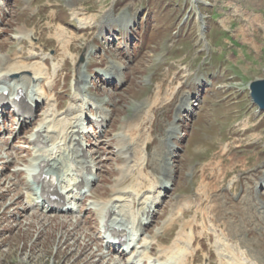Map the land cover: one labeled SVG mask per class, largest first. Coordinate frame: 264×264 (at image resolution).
<instances>
[{
    "label": "rangeland",
    "instance_id": "374dc122",
    "mask_svg": "<svg viewBox=\"0 0 264 264\" xmlns=\"http://www.w3.org/2000/svg\"><path fill=\"white\" fill-rule=\"evenodd\" d=\"M24 1L8 0V6L4 2L1 5L0 16L10 5L11 14L5 18V30L0 31V60L7 55L2 59L16 56L22 59L18 51L25 55L29 51L35 53V58L26 56L30 64L24 61L25 64L38 63L47 72L45 78L41 76L42 80L34 83V92L46 87L48 96L44 97L48 99L43 97L42 102L48 104L50 101L54 114H58L59 119H68L65 122L71 115L80 117L82 110L78 108L92 115L98 101L111 109L106 121L108 127H103L98 135L93 128L87 127L94 137L92 149L98 145L111 146L109 150L99 149L103 160L99 172L104 181L96 188V194L103 190L109 194L115 187L145 188L151 175L158 172L157 166L149 161L145 167L133 168L126 179L116 181L122 174L125 160H129L128 151H123L126 159L125 155L118 160L114 156L116 136L120 147L126 137L134 138L140 131L148 140L141 150L148 155L160 143L167 125L181 127L172 138L171 149H175L171 164L173 185L162 189L168 194L164 199L160 196L155 210L163 202L165 208L162 210L160 205L158 209L163 214L159 217L155 216L156 211L152 213L151 220L155 216L157 222L150 225V232L169 219L174 204L177 208L173 216L181 215L182 209L184 215L178 217L172 229L188 222L191 258L195 257L194 242L197 247L201 244L197 251L199 261L209 256L213 264L219 257L238 264H261L260 259L264 260V212L260 208L264 204V112L252 102L247 82L264 76V0ZM122 18L130 21L129 24L120 21ZM2 23L0 20V25ZM26 23L29 29L35 24L34 32L27 39L38 42L33 49L37 53L26 39L24 47L18 50L22 42L14 36ZM59 32L66 37L72 36L70 50H65L56 37ZM86 46L89 47L87 53ZM81 52L87 54L89 62L82 64L88 78L86 86L82 85V96L94 100L90 108V104L84 108L83 97L72 99L76 91L73 88L74 65ZM39 56L48 57L46 63L42 59L34 60ZM110 60L119 66L121 72L117 75L122 74L121 81L103 73ZM8 86L10 92L12 86ZM184 93L191 100L190 108L178 112ZM147 98L154 102L148 113L150 119L146 122L142 116L135 120L139 103ZM60 99L65 105L62 110L55 108ZM39 103L36 116L52 112L49 108L44 110ZM71 105L73 114L64 117L62 111ZM134 121H138L136 125L130 124ZM128 126L132 129L128 130ZM97 159L100 163L99 156ZM3 178L0 177V182ZM142 184L144 187H140ZM5 186L7 183L0 188ZM93 186L87 190H92ZM134 190L123 195L126 197L124 203H129L127 199H136L138 195ZM106 192L103 195H107ZM15 195L19 197L20 191ZM9 200V196L0 199V204ZM139 205L133 201L131 210L128 207L130 211L125 214L134 212ZM88 213L95 216L94 210L88 209ZM131 216L134 218L136 214L131 213ZM46 220L37 214H28L3 224V228L13 230L0 247V264H72L77 257L80 262L83 256L95 255L89 251L88 244L80 251L75 243V246H64L60 229L64 231L66 227L49 225ZM28 221H31L30 226ZM227 222L239 227L234 235ZM40 223L45 226L42 230ZM170 231H161V237L164 233L167 238ZM207 263L208 260L200 264Z\"/></svg>",
    "mask_w": 264,
    "mask_h": 264
},
{
    "label": "bare ground",
    "instance_id": "6f19581e",
    "mask_svg": "<svg viewBox=\"0 0 264 264\" xmlns=\"http://www.w3.org/2000/svg\"><path fill=\"white\" fill-rule=\"evenodd\" d=\"M26 1L29 2L31 0H26ZM73 11H74V14L76 15L77 11L75 9H73ZM120 21H122L126 25H128L130 22V21H127L123 18ZM26 31H31V30L30 29L29 30H27V29L22 30L21 29V32L18 35H22L21 38H24L26 36V34L28 35V32H26ZM56 37L58 39H60L61 44L63 43V45L66 48L65 50H67V48L70 50L69 44L71 42L72 36L66 37V35L63 32H59ZM30 45H31V47H33L32 49H35V47H34V45H36L35 42H31ZM88 49H89V47H87V50ZM28 57L35 58V57H37V55L30 51V53L28 54ZM79 62H78V65L76 67V70L74 73V79H73V83H74L75 90H76L73 93V97H72L73 100H79L82 97V93L84 90V88H82V85H83V87H84V85L86 86L87 81H88L87 76L85 77L84 70H82V64L84 63V65H87L88 60L85 57V59L82 62H80V63ZM119 70L120 69H119V66L117 65V63L115 61L110 60L109 63L105 66L103 73L110 78H115L116 80L121 81L122 75L118 76L119 75L118 72H120ZM18 72L21 74L18 77L13 78L12 82L8 83V85L12 86L11 87L12 90L9 92V96L16 97L18 95H21L23 90H25L26 92L27 91L31 92L29 98L32 102H36V110H37V106L40 104L39 102H41L39 100H42L43 97L46 95L47 89L46 90L43 89L42 91H40V92L37 91L38 93L37 92L35 93L33 81L35 79H37V81H39L41 76L44 77V75L47 71H44L43 68L38 63H37V66L36 65L29 66V65L25 64V62L21 58H19V56H16L12 59H9V58L1 59L0 60V90L6 89L5 85H7V83H5V81L2 82L1 80L10 78L12 73H18ZM8 85H7V87L9 89ZM184 94H185L184 99H182V102H180V104L177 107L178 112L183 110V109L188 108V106L191 103L189 96L186 93H184ZM83 98L85 101L84 104L86 106L84 108H87L89 106V104L90 105L94 104L93 103L94 100L87 97L86 95H83ZM47 99H48V97H47ZM98 102H99V105L95 104L97 108L94 112L93 117H94V121H96L98 123V126H101V124H102L101 122H103L108 117L109 112H108L107 107H104V108L100 107V104L102 101H98ZM153 104H154V102L152 103L149 100V98L142 100L138 105V116L136 117L138 119H135V120L142 119L141 117L143 116V118L147 122V120L149 118L148 113L151 110ZM72 106L73 105L69 106V108L64 110V113L67 116L73 113ZM28 108H30V106ZM79 109L82 110L80 117H74L72 115V117H71V119H73L72 121L69 118L68 122H65V121L56 122V123L54 122L53 125L51 124V119L47 120L48 116L53 115L52 114L53 110H52V112H49V113L47 112V114L45 116V118L46 117L47 118L44 119L35 128V131L31 137L35 138L36 141H38V142H47L49 140V137H51V135H52V134H50V132L59 131V128L61 130V128L63 126V127H65L64 141L67 142L68 144H70V143L73 144V142L77 143V141H78L77 138L79 137V135L82 136L83 132L81 131L80 128H78V122H75V121H79V119H82L83 117H85L87 115V113L84 109H81V108H79ZM36 110L32 111V109L31 110L28 109V113L30 115L35 114ZM130 122H133V121H130ZM137 122L138 121H134V123H130V124L136 125ZM130 126H132V125H130ZM125 128H124V131H125ZM130 128L132 129V127L128 126V130H130ZM177 129L178 128L173 127V125H171V124L167 125V127L163 131V135L160 138V143L156 147H154V149L152 151H150V153L148 155L146 154L147 152L143 153V151L141 150L143 144H148V140L142 137V135L140 134V131H138V133L136 135H134L135 136L134 138L128 139V137H126L124 139V141L121 142V144L119 143L120 147H118V148L123 149V151H128L129 160L125 164V167L122 168V174L120 175V177L117 181H121L127 175H130L131 174L130 172H132L133 168H135L136 166H138V165L144 166L149 161L154 163V166L156 165L158 168V172L153 173L151 175L152 177L149 179V184L147 185V187L145 185V188H138V190H137V188H135V190L133 189L134 192L136 191L135 194L138 195L136 197V199L134 200V199L130 198V199H127V201L129 203L126 202L127 204H129V206L133 201H135L138 205L141 204L138 206V208L136 207L137 210L135 208L134 212L131 211L132 214H134V213L136 214V216L133 218L134 222L136 223L135 229L140 230L141 233H143L144 228H146V226L149 224V222H151L152 213L154 211H156L155 207L160 202V196L164 195L165 191H162V189L163 188L165 189L168 187V185L172 184V182H171V172H172L171 160L172 159H171V156L169 155V152L172 150L171 149L172 138H174L177 135V131H178ZM67 138H68V140H67ZM50 150H51V148H50ZM53 153H55V151H53V149L46 153L47 158L49 160H52L53 158H55V156H52ZM141 153H142V155H140ZM67 160L69 161V165L71 166V168L66 170V171H68L67 174L69 175V178L67 179L66 185H67V187H71V188L79 187L81 185L80 181L87 178L86 174H84L83 169H86V167L88 166V163L83 164V167H82L83 169H82L79 165L76 164V161L74 160L73 155L70 158H68ZM94 163L99 164L97 156L94 158ZM91 165H94V164L92 163ZM89 180H90V178H89ZM137 183L140 184L139 182H137ZM93 184H94V181L90 180V183L88 185V189L91 188L93 186ZM140 187H144V185L142 184V185H140ZM133 190L130 188H127V186L123 187V188H116V187L113 188V192H112L111 196L104 198L105 200H104L103 206L101 207V209H104L103 211H104L105 218L107 217L108 214H111V215L114 214L115 216H117V214L124 215L125 212L130 211L131 207H129V209H130L129 210L126 203L123 202V201H126L125 200L126 197H124L123 195L126 193H129V192H132ZM85 192H86V190H84V192L82 194H84ZM147 193H150V194H147ZM120 205L122 207H120ZM94 206H95V203H93V205L91 207H94ZM91 207H88V209ZM260 208H262L261 211L264 212V204L261 205ZM89 211L93 212V209H89ZM131 213H130V215H131ZM183 213H184V211L182 209L180 211V214H183ZM92 214L94 215L95 213H92ZM113 219H116V218H113ZM173 220H175V219L169 218L167 221H165L163 223L161 228L164 229L168 225L172 224ZM121 224H123V223H121ZM235 224H237V223H235ZM226 225L229 226L230 224H228V222H227ZM237 227L235 225L234 226L230 225L229 226L230 233L231 234L233 233V235H234L235 231L239 230L238 229L239 227L238 228ZM124 229H125L124 227H118L116 230L121 231V232H125V231H123ZM188 229H189L188 222L186 224L182 223L180 225L179 230L176 232L175 237L172 239L171 244L169 246L167 244L166 245L162 244L161 248H160V251H161V249L163 250V249L168 248L170 246L176 245L177 248L167 251L165 256L167 258H169L170 255L173 256V255L177 254L178 252H181L183 259H180L178 264H184V262L187 260L188 256H190L192 251H193L190 249V246H189L192 243V241H191L190 235L187 233ZM159 232H160L159 230L154 232L150 236V239L146 240V241H148V243L150 245L155 243V241L159 238ZM183 241H185L186 244H182L181 242H183ZM170 252H171V254L169 256H167V254ZM176 257L179 258V255H176ZM194 258L195 257H193V255H192V259H194ZM209 263L211 264L210 260H208L207 264H209ZM262 263L264 264V262H262ZM156 264H161V263L157 262Z\"/></svg>",
    "mask_w": 264,
    "mask_h": 264
},
{
    "label": "water",
    "instance_id": "95a60500",
    "mask_svg": "<svg viewBox=\"0 0 264 264\" xmlns=\"http://www.w3.org/2000/svg\"><path fill=\"white\" fill-rule=\"evenodd\" d=\"M248 86L250 88L252 100L256 102L260 108L264 109V77L250 80Z\"/></svg>",
    "mask_w": 264,
    "mask_h": 264
}]
</instances>
